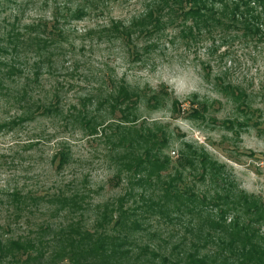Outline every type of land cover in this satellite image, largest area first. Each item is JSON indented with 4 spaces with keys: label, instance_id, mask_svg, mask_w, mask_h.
<instances>
[{
    "label": "rangeland",
    "instance_id": "obj_1",
    "mask_svg": "<svg viewBox=\"0 0 264 264\" xmlns=\"http://www.w3.org/2000/svg\"><path fill=\"white\" fill-rule=\"evenodd\" d=\"M192 25L162 0H0V124L24 114L25 104L16 100L25 93L32 103L59 106L0 130V224L8 220L5 195L17 190L79 193L91 227L105 205L129 191L118 144L122 136L135 139L136 130L157 136L162 159L170 158L164 180L176 175L189 149L220 167V184L187 168L180 172L184 191L264 202V40L223 27L191 34ZM11 66L17 72L9 77ZM126 94L130 102L117 101ZM63 149L69 163L58 169L54 158ZM56 208L42 204L7 235L66 222ZM171 217L145 221L136 244L169 254L185 238L179 251H189L212 232L198 216ZM219 248L216 240L204 252Z\"/></svg>",
    "mask_w": 264,
    "mask_h": 264
},
{
    "label": "trees",
    "instance_id": "obj_2",
    "mask_svg": "<svg viewBox=\"0 0 264 264\" xmlns=\"http://www.w3.org/2000/svg\"><path fill=\"white\" fill-rule=\"evenodd\" d=\"M175 18L191 21L189 32L207 29L211 34L218 28L240 30L257 41L264 40V0H162ZM261 7L258 12L257 5ZM223 6V10H217ZM227 19V25L222 23ZM2 66L7 67L3 64ZM9 77L17 72L15 66L7 70ZM3 82L0 81V89ZM20 97V99H19ZM23 98V99H22ZM27 100V101H26ZM129 94L119 97L118 102H130ZM24 103V114L12 122L0 124L2 129H14L38 117L49 116L59 106L43 102L32 103L28 93L18 96ZM119 138L122 152L118 155L121 172H127L129 191L115 202L104 206L98 219L89 227L84 219V200L79 193L67 195L58 192L38 196L23 194L17 190L5 195L2 205L7 209L8 220L0 224V264H264V202L253 196L241 194L232 197L229 193L213 197L197 195L192 189L183 190L181 171L189 168L200 170L202 181H215L219 170L216 163L206 155L200 156L189 149L181 153L177 173L164 180L163 173L170 166V158L158 149L157 136L136 130ZM131 136V137H130ZM157 152H155V150ZM58 169L69 163V154L61 150L54 162ZM121 181V174H118ZM140 192H136L135 188ZM151 190V191H149ZM134 207H128L129 201ZM57 205L56 213L63 214L66 222L53 224L43 222L35 225L24 236L7 235L12 225L30 221L42 204ZM177 218L183 215L198 216L209 225L212 232L206 233L203 244L191 243L189 251H179L185 238L169 254L159 247L136 244L139 233L145 232V221L161 216ZM230 222H228V220ZM197 237L202 238L201 226ZM217 240L219 250L204 252L210 242ZM183 243V244H182Z\"/></svg>",
    "mask_w": 264,
    "mask_h": 264
}]
</instances>
